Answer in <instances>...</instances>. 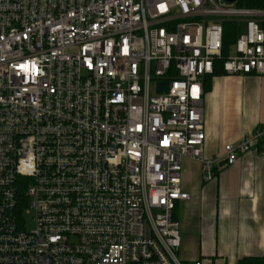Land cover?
<instances>
[{"label": "built area", "instance_id": "built-area-1", "mask_svg": "<svg viewBox=\"0 0 264 264\" xmlns=\"http://www.w3.org/2000/svg\"><path fill=\"white\" fill-rule=\"evenodd\" d=\"M237 2L0 0V264H187L185 163L264 149L263 123L204 152L205 79L264 76V10Z\"/></svg>", "mask_w": 264, "mask_h": 264}, {"label": "crops", "instance_id": "crops-1", "mask_svg": "<svg viewBox=\"0 0 264 264\" xmlns=\"http://www.w3.org/2000/svg\"><path fill=\"white\" fill-rule=\"evenodd\" d=\"M204 87L205 156L222 157L226 144L239 143L264 123V76L219 73L207 77ZM186 163L183 186L191 198L177 207L182 259L239 264L245 257L264 258L262 146L233 165L221 163L207 182L198 163Z\"/></svg>", "mask_w": 264, "mask_h": 264}, {"label": "trees", "instance_id": "trees-1", "mask_svg": "<svg viewBox=\"0 0 264 264\" xmlns=\"http://www.w3.org/2000/svg\"><path fill=\"white\" fill-rule=\"evenodd\" d=\"M237 6L247 7L251 9H261L264 10V0H238ZM224 27V55H227L232 42L234 43L242 32V26L235 20L228 19L223 22ZM219 73H224L220 65H217L215 75ZM239 264H264V258L258 257H245Z\"/></svg>", "mask_w": 264, "mask_h": 264}, {"label": "water", "instance_id": "water-1", "mask_svg": "<svg viewBox=\"0 0 264 264\" xmlns=\"http://www.w3.org/2000/svg\"><path fill=\"white\" fill-rule=\"evenodd\" d=\"M225 1L228 3H234L236 0H225ZM163 90H165V91L169 90L168 82H159L158 83V91L161 92Z\"/></svg>", "mask_w": 264, "mask_h": 264}, {"label": "rangeland", "instance_id": "rangeland-1", "mask_svg": "<svg viewBox=\"0 0 264 264\" xmlns=\"http://www.w3.org/2000/svg\"><path fill=\"white\" fill-rule=\"evenodd\" d=\"M259 19L261 20V21H264V16H260L259 17ZM236 21V20H235ZM233 42H232V44L230 45V46H233ZM187 164V163H186ZM186 164L184 165V166H186ZM177 213V212H176ZM179 255H180V257L182 258V256H181V252L179 253ZM203 260V259H202ZM188 264V263H187Z\"/></svg>", "mask_w": 264, "mask_h": 264}]
</instances>
